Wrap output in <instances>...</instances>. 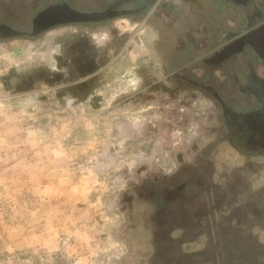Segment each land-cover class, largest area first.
<instances>
[{
    "label": "rangeland",
    "instance_id": "374dc122",
    "mask_svg": "<svg viewBox=\"0 0 264 264\" xmlns=\"http://www.w3.org/2000/svg\"><path fill=\"white\" fill-rule=\"evenodd\" d=\"M54 1L0 0V24L27 31L0 35V264H161L163 257V264H225L237 236L258 248L245 264H263L264 151L236 149L229 134L222 140L226 129L211 97L162 89L172 66L162 68L143 17L33 34L32 18ZM61 1L94 10L111 0ZM230 75L213 78L222 99L248 103ZM176 104L188 108L177 117L194 118L175 125L172 145L159 152L164 128L142 126L170 122ZM207 131L211 207L207 194L187 192L185 214L169 212L173 204L156 225L154 204L137 187L174 170L180 148Z\"/></svg>",
    "mask_w": 264,
    "mask_h": 264
},
{
    "label": "flooded vegetation",
    "instance_id": "af4514ba",
    "mask_svg": "<svg viewBox=\"0 0 264 264\" xmlns=\"http://www.w3.org/2000/svg\"><path fill=\"white\" fill-rule=\"evenodd\" d=\"M64 5L78 11L96 12L97 14L94 19L62 24L103 23L112 17H143L148 22L149 17L161 7V0H111L103 8L94 10H80L70 6L66 1L55 0L52 4L39 10L37 14L47 7ZM257 16L262 21L256 22V20H251L248 17L246 28L233 41L224 44L221 48L212 50L205 57L194 59L190 63H185V60L182 59L180 64L175 65V70L166 74L164 82L161 84L162 89L174 97H193L201 92L211 97L212 109L218 108L220 113L219 123L226 129L225 133L222 132L224 134L222 140H225V135L227 134V138L229 134V138L232 139L231 144L236 149L247 150V152L264 151V136L262 135L264 128V16L261 14ZM12 30L20 33L15 34L16 32H11ZM24 33H27V31L15 29L7 24H0V35L21 36ZM189 53H191V50H189ZM92 62H94V59L88 62V66H91ZM241 65L242 68H239ZM237 67L239 72L236 70ZM221 74L232 75H230L231 80L236 83L239 93L248 97V103L244 101L241 104L229 105L222 99V90L219 89L221 90L219 91L213 83V78L219 79ZM139 95H143V93L141 92ZM166 95L165 97H167ZM162 103L165 107L169 105L167 100ZM185 105L176 104L179 107L175 109V106H170L174 116L171 117L163 132L165 131L171 135L173 127L178 125L181 120L184 122L194 118V116H188L187 114L177 117L179 115L178 111H182V108L188 109ZM167 109L164 108L162 112ZM206 117H209V115H206ZM163 120L167 119L162 118L161 121ZM161 121L157 125L158 127L162 126ZM212 141L213 139L209 137L208 131L201 140H193L192 142L187 140V144L182 146L184 148L181 147L182 150L175 154L176 164L174 170L165 175H160L156 179L147 176L137 187L136 194L142 197L144 201L154 204L153 213L156 217L153 215V218L156 225L165 223L159 220L162 216L158 215H167V208L173 204H175V211L173 208H168L169 212L173 211V215H177V213L185 214L182 210L186 199H188L185 193L205 192L214 187V183L211 181L213 165L211 166L212 160L209 158L210 149L213 148ZM167 236L169 235L167 234Z\"/></svg>",
    "mask_w": 264,
    "mask_h": 264
},
{
    "label": "crops",
    "instance_id": "0c3cea01",
    "mask_svg": "<svg viewBox=\"0 0 264 264\" xmlns=\"http://www.w3.org/2000/svg\"><path fill=\"white\" fill-rule=\"evenodd\" d=\"M258 14L264 16V0H161V7L149 17L146 29L149 36L154 37L162 68L163 65H171L173 71L182 59L190 63L233 41L246 28L248 17L256 22L262 21ZM161 124L163 127L160 128H166L168 122L163 120ZM142 127L149 131L155 130L153 127L159 128L152 124ZM151 133L146 132L145 137L151 139ZM174 138V133L161 132L158 144L162 149L159 152L172 145ZM198 193L207 194L205 207L209 209L211 206L208 203L213 202L215 194V183L211 190ZM237 201L231 202L228 208L235 209ZM213 213L212 210L211 215L208 213L206 217H211Z\"/></svg>",
    "mask_w": 264,
    "mask_h": 264
},
{
    "label": "water",
    "instance_id": "95a60500",
    "mask_svg": "<svg viewBox=\"0 0 264 264\" xmlns=\"http://www.w3.org/2000/svg\"><path fill=\"white\" fill-rule=\"evenodd\" d=\"M96 12H82L75 10L67 5L59 6V7H47L40 11L33 19H32V33L36 34L48 27L67 23V22H79L85 21L89 19H94ZM16 32L18 34L20 32ZM262 135L264 136V128L262 131Z\"/></svg>",
    "mask_w": 264,
    "mask_h": 264
},
{
    "label": "trees",
    "instance_id": "16d2710c",
    "mask_svg": "<svg viewBox=\"0 0 264 264\" xmlns=\"http://www.w3.org/2000/svg\"><path fill=\"white\" fill-rule=\"evenodd\" d=\"M187 200L188 199H186V201ZM220 224H222V223H220ZM236 225L242 226L241 224H236ZM219 226L221 228L223 227L221 225H219ZM233 230H235V229H233ZM166 237L169 238L170 241H173V239H171L169 236H166ZM155 242H158V240H156ZM229 242L232 243L231 245L233 246V251H232V249H230V251H228V250L226 251V249H225V252H224V255H223V259H224L225 264L231 263L232 261L233 262H238L239 264H245V263H248L247 261L250 260V259L251 260H255V257L257 256L255 251H257L256 249H258V248L251 247L250 246L251 244L250 245L248 244V243H250L249 240H247L245 238H243V239L242 238H238V236H237V238L232 237L231 240H229ZM157 245H159V244H157ZM248 246H250V247H248ZM248 253H249V255H248ZM212 257L213 258L211 260L217 259V255H216L215 252L212 253ZM164 258L165 257H163L161 259V261L159 260L160 261L159 263L163 264L164 261H165ZM169 260H170V258H169ZM262 261H263V259H262ZM174 263L178 264V262L176 260L173 261V264ZM262 263L264 264V261Z\"/></svg>",
    "mask_w": 264,
    "mask_h": 264
}]
</instances>
